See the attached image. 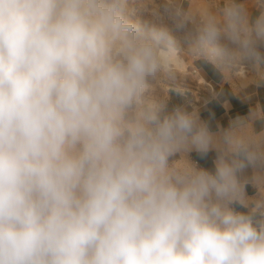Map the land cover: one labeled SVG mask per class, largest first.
Wrapping results in <instances>:
<instances>
[{
    "label": "clouds",
    "instance_id": "1",
    "mask_svg": "<svg viewBox=\"0 0 264 264\" xmlns=\"http://www.w3.org/2000/svg\"><path fill=\"white\" fill-rule=\"evenodd\" d=\"M185 56L239 78L264 0H0V264H264V108L169 109Z\"/></svg>",
    "mask_w": 264,
    "mask_h": 264
},
{
    "label": "crops",
    "instance_id": "2",
    "mask_svg": "<svg viewBox=\"0 0 264 264\" xmlns=\"http://www.w3.org/2000/svg\"><path fill=\"white\" fill-rule=\"evenodd\" d=\"M220 3L221 0H217V5ZM251 11L253 15L257 13L254 7ZM183 59L188 66V71L196 69V72L192 73L190 70L186 74L178 73L180 79L188 80L186 83H183L184 80H178V86L186 90L183 94L170 91V85H166L168 90L159 87L163 95H169V109L175 106H182L187 111H196L200 120L208 125L210 131L217 132L222 128H227L236 118L247 117L253 108L257 106L264 108V98L260 100L257 95L255 98L252 97L253 93L256 94V91H253L252 88L250 91L248 87L234 89L229 84H226V80L222 74L213 65L203 61L196 62L190 56ZM189 61H191V65L188 64ZM196 76L202 77L206 81V84H200ZM190 83H193L194 89L189 88V86H181L182 84ZM253 127L257 133L264 131V122L256 121ZM188 155L191 161L194 164L196 162L195 165H198L200 168L210 172L215 170V160L217 158L215 150H210L203 157L196 151H192ZM243 175L250 177L252 169L247 168ZM245 193L247 197H255L257 189L251 183H248L245 186ZM234 207L237 211H247L239 205H235Z\"/></svg>",
    "mask_w": 264,
    "mask_h": 264
},
{
    "label": "rangeland",
    "instance_id": "3",
    "mask_svg": "<svg viewBox=\"0 0 264 264\" xmlns=\"http://www.w3.org/2000/svg\"><path fill=\"white\" fill-rule=\"evenodd\" d=\"M149 2L156 3V2H159V0H149ZM190 2L196 6H199L203 3V0H190ZM209 2L217 5V0H209ZM188 57L189 56H185V58H188ZM188 64L191 65V61H189ZM243 67H244V71L243 69H241L240 73L238 74L239 78L226 79V84H229L234 89L248 87V90L250 91V89L252 88L253 91H256V94L253 93L252 97L255 98L257 95V97L261 100L262 98H264V81H258V75L264 74V58H262L259 62H257L255 66H253L252 64L246 63ZM177 70H178V73L186 74L190 72L191 69L188 71V66L186 62L184 61V59H182L179 65L177 66ZM196 79L198 80L200 84H206V81L202 77L196 76ZM179 80H184L183 83H186L188 81L187 79L185 80V79H180V78ZM166 85L168 84L166 83L159 84L157 87L153 89L154 93L158 95L159 94L163 95L159 87H163L165 90H168ZM181 86H189V88H193V89L195 88L193 83L182 84ZM188 159L191 161V158L189 155H188ZM196 166L200 168L198 165Z\"/></svg>",
    "mask_w": 264,
    "mask_h": 264
},
{
    "label": "built area",
    "instance_id": "4",
    "mask_svg": "<svg viewBox=\"0 0 264 264\" xmlns=\"http://www.w3.org/2000/svg\"><path fill=\"white\" fill-rule=\"evenodd\" d=\"M191 72L192 73H195L196 72V69H192ZM195 164H196V162H195Z\"/></svg>",
    "mask_w": 264,
    "mask_h": 264
}]
</instances>
